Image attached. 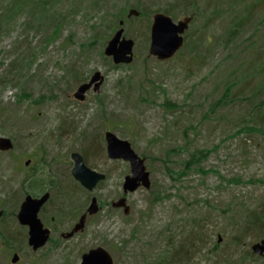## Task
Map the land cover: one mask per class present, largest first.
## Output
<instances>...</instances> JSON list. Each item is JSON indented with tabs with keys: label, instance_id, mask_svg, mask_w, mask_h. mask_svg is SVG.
Returning <instances> with one entry per match:
<instances>
[{
	"label": "rangeland",
	"instance_id": "374dc122",
	"mask_svg": "<svg viewBox=\"0 0 264 264\" xmlns=\"http://www.w3.org/2000/svg\"><path fill=\"white\" fill-rule=\"evenodd\" d=\"M56 2V15L66 18L60 36L47 48L40 24L27 25L29 13L10 23L0 38V83L5 80L0 84V137L12 139L16 146L0 152V232L18 234L22 240L6 246L0 238V264H13L14 253L20 255L16 264H80L82 256L97 247L106 248L116 264H151L148 259L157 260L168 247L174 253L176 241L170 247L168 237L185 238L182 233L190 232L192 220L203 218L208 221L204 243L212 247L222 236V253L207 255L203 249L186 264H226L224 258L236 260L260 242L250 235L240 248L230 244L239 206L264 204V132H243L247 125L264 129V1L230 6L225 0H199V18L185 33L184 47L172 60L159 62L149 55L155 11H174L177 22L187 10L175 0H130V5L140 2L132 8L151 14L150 22L127 14L130 25L122 28L135 42V59L118 70H111L104 50L120 30L111 33L129 1ZM98 2L101 5L95 6ZM251 4V23L230 39L234 17L243 19ZM110 33L103 47L100 36ZM34 58L28 67V59ZM96 72L105 77L100 91L91 90L83 102L76 100L79 86ZM228 85V103H219ZM167 101L180 108L166 109ZM108 131L144 156L150 189L123 194L130 165L108 158ZM202 149H213L201 166L214 173L191 171L182 180L173 179L169 170L181 171L190 155ZM75 152L89 168L107 175L92 192L72 176ZM28 160L32 163L26 166ZM37 162L46 164L57 182L53 200L39 214L47 228L51 226L43 212L53 214L58 206L86 204V210L95 197L100 212L87 221L83 233L65 240L61 234L79 218L74 222L68 217L50 242L33 252L28 228L19 224L17 214L26 197L20 188L23 172H31ZM233 179L244 183L227 182ZM122 197L127 198L128 215L112 208Z\"/></svg>",
	"mask_w": 264,
	"mask_h": 264
},
{
	"label": "trees",
	"instance_id": "16d2710c",
	"mask_svg": "<svg viewBox=\"0 0 264 264\" xmlns=\"http://www.w3.org/2000/svg\"><path fill=\"white\" fill-rule=\"evenodd\" d=\"M56 1L59 0H0V38L3 36V33L5 30L9 27L10 23L12 24L14 21H16L19 17H22L24 14L30 15L29 20L27 21V25H38L40 24L41 31L43 32V40L42 43L49 46L51 43L55 42V40L60 36L62 32L63 22L66 16H60L56 15L55 4ZM128 5L121 13V15L116 17L115 19V28H112L113 33L115 30L121 28L119 26L120 22L123 21L124 25H130V20L126 18L128 14V10L132 7H140V2H137L136 5H130V0H128ZM176 2H180L184 9L187 10L186 14L187 16H194V21L192 24H195L197 22V19L199 18L198 13L200 10V4L199 0H175ZM247 0H225L224 5H232L235 4V6L240 5L241 3H245ZM264 1V0H262ZM179 3V4H180ZM101 5L100 2L95 3V6ZM252 4L248 7L246 5L247 15L242 17L241 19L238 15H236L233 19V22L231 23V30L229 31L230 39L236 37L242 28L245 26L247 27L251 23V15H250V7ZM100 9V8H97ZM252 10V9H251ZM155 13H165L167 15L176 16L174 14V11H170L168 9L165 10H157ZM150 15L148 14V11H146L144 8H140V16L138 20H141V22H144L150 19ZM209 14H203L202 17H206ZM150 22V20H149ZM209 20L206 22V25L208 24ZM150 25L148 24L147 27ZM34 30H38V28H34ZM151 30V26H150ZM110 34H106L104 36H100L101 40L103 41L102 46H105V40H107L110 36ZM129 35V34H127ZM190 41L186 43L188 45ZM103 54V53H102ZM110 67L111 70H118L120 68H125L126 66H115L113 61L111 59H108L104 57ZM34 59H28V64H26L28 67H31L34 63ZM18 60H15V62H12L11 67H16V62ZM260 72L263 74L264 77V62L261 65ZM76 80H80L79 74L74 75ZM5 80H2L1 83H4ZM0 83V84H1ZM236 83H232L231 85H235ZM231 91L230 85H228L227 90L225 91L224 96L222 99H220L218 102L227 104L229 100V92ZM20 97H23L21 95ZM22 99V98H21ZM1 105L3 104L0 102ZM20 103V102H18ZM165 108L170 109H179L180 106L178 104H173L170 101L165 102ZM258 114V113H257ZM255 131H263V128H257L253 126L247 125L244 127L243 132H255ZM16 146H14V149ZM214 150H217L216 148ZM213 154V149H202V150H195L188 160H186L183 164V169L181 171H174L169 170L171 176L175 180H182L184 177L188 175L189 172L197 171L201 174L209 175L211 173H214V170H205L202 168V163L211 157ZM144 158V156H143ZM230 183H236V184H243L244 181L242 180H230L227 181ZM256 181H250L251 184L255 183ZM57 182L51 177L49 174L48 168L46 164H40L35 163L34 166L31 168V172L24 171L23 172V178L21 181V190L24 192L26 196L31 195L33 197H41L47 192H50L51 199L53 200L54 195H52V192L56 189ZM85 191V190H83ZM86 192V191H85ZM88 194V193H87ZM89 195V194H88ZM49 201V202H50ZM86 205V204H85ZM84 207H56L53 209V214H46V211L43 212V218L46 220L47 224H52V220L55 219V229L58 230V224L63 223L68 217H71L72 221H76V219L85 211ZM238 216L239 221L233 222V233L230 238V244L234 246L235 248H240L244 246L250 235L251 237H255L260 240H264V204H259V206L250 207L246 205H240L237 209V212L235 214ZM91 218V217H90ZM89 218V219H90ZM88 219V220H89ZM204 220H192L193 224L191 225L190 232H183L182 235L185 238L180 239V237H173L170 236L167 239V244L171 246V243L177 244L174 246L175 251L171 254V248H167L164 251L160 252L158 254V259L156 260V257L152 260L148 259V262L150 261L151 264H186L191 259L193 260L194 256L197 253H200L203 251V249H206L207 255L217 254L221 252L220 243L215 241V244L212 247H207V243H204V237L207 238V233L203 232V229L206 228L208 221L207 218H203ZM188 226V225H187ZM186 225L183 227V229H186ZM199 230V232H198ZM181 235V236H182ZM18 234H15V237L11 234L6 233L5 231L0 232V238L2 241H4L6 246H10L11 243L14 244L16 242H21V238H18ZM219 239V238H218ZM222 253V252H221ZM223 261L226 264H245L247 261H254L257 264H264V259L261 257L255 256L251 249L246 250L243 252L240 257L236 260H233V258H224Z\"/></svg>",
	"mask_w": 264,
	"mask_h": 264
},
{
	"label": "water",
	"instance_id": "95a60500",
	"mask_svg": "<svg viewBox=\"0 0 264 264\" xmlns=\"http://www.w3.org/2000/svg\"><path fill=\"white\" fill-rule=\"evenodd\" d=\"M142 1V0H137ZM140 11L135 8L129 10L128 17H139ZM194 21V16H186L179 21H175L172 16L165 13H156L150 30L149 55L156 58L159 62L172 60L185 45V33ZM120 30L115 32L112 38L107 42L104 54L110 58L115 66L130 65L135 59L134 48L135 42L124 36L125 30L122 28L124 22L121 21ZM105 77L101 72H96L88 82L79 86L74 97L76 100L83 102L88 92L93 90L95 93L100 91ZM107 145V156L111 160L125 161L130 165V175L126 176L123 184V194L136 192L139 188L150 189L151 178L150 172L147 170L146 161L139 156L132 148L130 142L118 138L113 132L108 131L105 135ZM14 150V142L8 137H0V152L8 153ZM74 161L72 169L73 178L87 191L92 192L101 183L107 180V175L99 173L89 168L84 157L80 153L71 155ZM32 160H28L25 165L29 166ZM51 198L50 192L45 193L41 197H33L28 195L22 202L17 219L19 224L28 228V245L33 252L43 249L51 239V230L45 226L41 218L40 212ZM115 209H123L124 213H130V207L127 204V198L122 197L117 202L112 203ZM100 207L97 198L93 197L91 203L78 222L70 232L63 233L61 236L65 240H70L75 235L85 231L88 217L97 215ZM223 241L219 236L218 242ZM252 253L259 257L264 256V240L254 244L251 247ZM20 260V255L14 253L12 263L16 264ZM80 264H116L112 254L104 247L91 249L82 256Z\"/></svg>",
	"mask_w": 264,
	"mask_h": 264
},
{
	"label": "flooded vegetation",
	"instance_id": "af4514ba",
	"mask_svg": "<svg viewBox=\"0 0 264 264\" xmlns=\"http://www.w3.org/2000/svg\"><path fill=\"white\" fill-rule=\"evenodd\" d=\"M47 205V204H46ZM45 205V206H46ZM44 206V207H45ZM88 208V207H87ZM87 208H86V210L79 216V218L83 215V214H85V212L87 211ZM44 210V209H43ZM78 218V219H79ZM88 219H89V217H88ZM88 219H87V221H88ZM52 224H49L51 227L49 228L50 230H51V237H52V235L53 234H56L57 233V230L55 229V226H54V223H55V219H53L52 220V222H51ZM75 224H76V222L71 226V228H70V230H69V232L73 229V227L75 226ZM67 233V232H66ZM83 233V232H82ZM63 234V233H62ZM61 234V235H62ZM81 234V233H80ZM77 235H79V234H77ZM77 235H75V236H77ZM62 237V236H61ZM73 239V238H72Z\"/></svg>",
	"mask_w": 264,
	"mask_h": 264
}]
</instances>
